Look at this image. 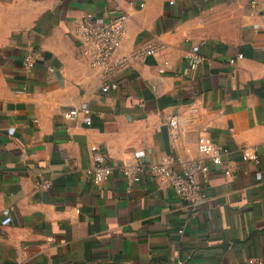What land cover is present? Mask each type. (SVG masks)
Returning <instances> with one entry per match:
<instances>
[{"label": "crops", "instance_id": "0c3cea01", "mask_svg": "<svg viewBox=\"0 0 264 264\" xmlns=\"http://www.w3.org/2000/svg\"><path fill=\"white\" fill-rule=\"evenodd\" d=\"M114 9L129 14L118 53L130 62L103 91L75 31L85 11L104 21ZM197 43L205 60L192 69ZM150 45L163 47L134 55ZM83 104L89 113L65 117ZM215 144L233 170L205 158L197 207L150 173L130 191L119 171ZM92 145L114 169L100 184L87 173ZM250 258L264 261V0H0V264H258Z\"/></svg>", "mask_w": 264, "mask_h": 264}, {"label": "built area", "instance_id": "2783aa9c", "mask_svg": "<svg viewBox=\"0 0 264 264\" xmlns=\"http://www.w3.org/2000/svg\"><path fill=\"white\" fill-rule=\"evenodd\" d=\"M253 3H255V0H253ZM128 21L129 14L121 9L111 10V16L104 21L98 20L92 11H85L79 18L75 35L81 45L83 55L89 59L93 66L100 68L103 91L118 87V83L113 77L117 72L125 69L130 62L128 55L118 53L128 31ZM162 47V45H150L138 48L134 55L143 57L154 54ZM240 56L242 55L240 54ZM186 60L192 69L197 68L204 62L205 56L200 50V44L191 45L186 52ZM231 62L233 63L235 60L231 59ZM35 66L36 56L34 50L31 49L25 55L24 68L26 72H32ZM89 112L88 106L83 104L80 107L67 110L65 117L76 118L81 113ZM87 123L90 124L91 120H87ZM169 123L172 127H175L177 117L175 115L171 116ZM91 149L95 153L96 162L87 169V173L96 184H100L112 176L114 169L112 165L106 163L105 155L97 145H92ZM225 151L224 148L215 144L204 148L203 156L189 160H180L170 154L163 156L159 161H147L139 158L134 163L124 164L119 168V171L128 183L130 191L140 184L146 173H150L168 182L183 200L197 207L208 199L206 190L197 179L199 172L206 174L210 169L205 158H209L214 164L224 166L225 173L231 174L234 165L232 161L223 159ZM243 157L245 160H251L256 164L260 162L257 154L254 156L244 154ZM50 185L51 182L48 180H44L39 184L42 188ZM2 214L1 224H9L12 221L11 207L3 208ZM249 261L264 264L261 259L250 258ZM168 264H187V261L178 259Z\"/></svg>", "mask_w": 264, "mask_h": 264}]
</instances>
